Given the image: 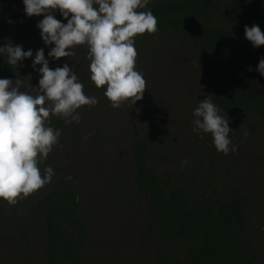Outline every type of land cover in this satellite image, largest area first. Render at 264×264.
<instances>
[{
	"label": "rangeland",
	"instance_id": "1",
	"mask_svg": "<svg viewBox=\"0 0 264 264\" xmlns=\"http://www.w3.org/2000/svg\"><path fill=\"white\" fill-rule=\"evenodd\" d=\"M215 1L224 8L230 3V10L239 14L243 24L249 21L247 10H242L248 0ZM24 8L23 0H0V29L11 30L27 19L38 24L44 18L29 17ZM55 18L64 17L56 10ZM141 36L143 53L136 48V70L146 79L147 89L135 105L124 103L116 109L104 95L106 86L98 89L90 80L87 45L76 46L74 57L60 59L48 56L55 45H46L42 39L37 49L44 50L51 69L65 63L73 67L84 85V93L98 100L95 106L85 105L77 110L82 117L79 123L62 121L65 140L59 144L58 138L48 156L65 170L67 182L77 194L81 208L86 210L84 219L93 237L87 251L90 261L154 264L157 248L149 240L142 242L134 228L142 225L146 209V201L136 195L133 180L132 152L135 142L141 139L148 147L147 164L160 177L171 182L176 179L180 186L193 177L209 194L215 192L223 198L237 190L249 199L244 213L248 232L245 240L251 242L259 264H264V129L255 127L253 116L229 123L232 129L229 138L238 147L228 155L216 150L210 133L203 134L201 139L192 130V113L199 105L207 78H219L223 71L230 70V65L218 53L213 55V69L206 70L196 59H189L194 57L192 54L180 52L176 39L163 46L153 35ZM36 51L31 58L13 66L25 86L20 91L32 95L37 94L35 88H39L42 78L38 71L42 65H36L35 70L32 67ZM243 71L264 94V76L250 67ZM12 81L15 84L16 80ZM182 161L187 163L182 165ZM40 168L43 173L45 167ZM55 181L52 178L51 182ZM47 185L15 205L2 199L10 217L7 215L5 222L0 223V264H16L15 258L38 262L43 255L42 234L32 226L30 214L34 211L33 199ZM23 231L30 234L27 241L15 238ZM10 235L15 237L7 242L4 237Z\"/></svg>",
	"mask_w": 264,
	"mask_h": 264
},
{
	"label": "trees",
	"instance_id": "2",
	"mask_svg": "<svg viewBox=\"0 0 264 264\" xmlns=\"http://www.w3.org/2000/svg\"><path fill=\"white\" fill-rule=\"evenodd\" d=\"M231 7L229 3L225 7L229 9H225L215 0H153L138 11L150 10L157 17L158 31L153 36L158 42L166 46L176 39L180 52L192 54L194 57L189 59H196L206 70L213 69L214 54H223L230 70L214 80L207 78L199 102L210 95L228 123L253 116L255 127L264 129V94L243 71L248 67L256 71L264 58V46L254 47L244 31L246 25H257L264 32V0H248L242 9L249 16L244 24ZM60 21L67 23L64 18ZM41 39L37 23L28 19L11 30L0 29V47L21 45L24 51L34 52ZM143 43L142 36L135 38V47L141 52ZM0 78L20 80L7 63L6 53H0ZM63 120L59 117L50 124L61 133L59 144L65 140ZM147 150V143L139 139L132 152L136 195L146 201L142 225L134 228L142 242L149 240L157 248L154 264H259L251 242L245 240L248 232L244 213L249 199L237 190L223 198L215 192L209 194L193 177L182 186L176 179L171 182L160 177L147 164ZM42 165L52 167V178H56L32 201L30 220L42 234L43 255L38 262L15 258L16 264H110L90 261L87 251L93 237L84 219L86 210L67 182L65 170L50 157ZM6 213L0 199V223L9 216ZM29 235L23 231L20 236L4 239L27 241Z\"/></svg>",
	"mask_w": 264,
	"mask_h": 264
},
{
	"label": "clouds",
	"instance_id": "3",
	"mask_svg": "<svg viewBox=\"0 0 264 264\" xmlns=\"http://www.w3.org/2000/svg\"><path fill=\"white\" fill-rule=\"evenodd\" d=\"M23 4L27 16H44L37 27L44 43L55 45L49 57L71 58L76 55V46L87 45L90 80L98 89L106 86L104 95L112 108L124 103L135 105L143 99L147 81L136 70L135 38L158 31L157 17L150 10L138 11L149 0H23ZM56 10L66 24L55 18ZM244 31L254 47L264 46V32L259 26L246 25ZM0 53L7 54L11 66L33 56L32 50L24 51L21 45L12 44L0 47ZM36 65H42L36 95L20 91L25 86L19 79L14 84L11 79L0 78V199L9 205L43 188L55 174L50 166L43 173L40 168L61 135L49 126L50 117L79 123L82 117L77 110L98 103L96 97L84 93V85L67 63L53 70L44 50L39 49L32 64L34 70ZM256 71L264 76V58ZM192 115V130L201 139L210 133L218 152L228 155L237 151L238 146L232 145L229 138L232 129L228 118L220 114L210 95L200 100Z\"/></svg>",
	"mask_w": 264,
	"mask_h": 264
}]
</instances>
